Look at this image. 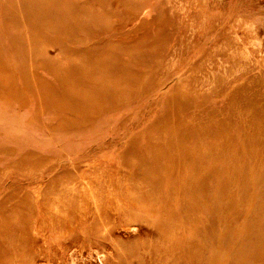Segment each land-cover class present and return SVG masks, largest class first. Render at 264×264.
<instances>
[{"label":"rangeland","instance_id":"374dc122","mask_svg":"<svg viewBox=\"0 0 264 264\" xmlns=\"http://www.w3.org/2000/svg\"><path fill=\"white\" fill-rule=\"evenodd\" d=\"M47 1L88 21L49 59L70 69L106 53L114 78L108 97L92 98L103 84L78 71L49 63L58 84L42 57L18 66L32 33L21 1L0 0V264H174L183 243L231 264L249 212L264 224V0ZM202 126L231 158L205 167L219 189L186 194L185 207L179 147L159 151L173 136L198 156L190 136ZM237 135L242 150L225 144ZM256 252L250 264H264V233Z\"/></svg>","mask_w":264,"mask_h":264},{"label":"bare ground","instance_id":"6f19581e","mask_svg":"<svg viewBox=\"0 0 264 264\" xmlns=\"http://www.w3.org/2000/svg\"><path fill=\"white\" fill-rule=\"evenodd\" d=\"M20 1L22 5V8L20 10L25 14L24 15L26 19L25 23L27 24L26 28L28 29L29 33L32 34L30 38L29 37L26 38L24 36L22 37L23 40L18 42V45H20L21 42H24L25 45L28 44L27 45L28 47L24 48L23 51L21 52V60L19 63L17 60L18 66H23L24 68H26V65H29L31 68L41 67L42 59H45V61L48 62V67L50 68L49 75L53 74L54 82L61 84L62 78L55 70V68L49 64L51 62L54 64V66L57 69H64L69 74L78 71V73L82 75L83 79L86 80L90 79L91 81H98L102 83L103 89L101 92L98 93L93 91L90 92V96L92 98H99L102 96L108 97L110 92L111 80H113L112 78H114L113 76L105 75V73L108 72V69L109 68L111 69L113 65V64L111 65L110 63L111 59L109 58L108 54L104 53L103 56L99 55V57L103 59V61L101 62L99 61L100 59L99 57L92 58L90 55L83 58L81 56H79L78 58L74 57L75 59H78V61H80L81 63L72 65L70 69L63 67L57 63H54L49 59L50 49L53 48V45L59 46L61 44L59 42L60 38L62 40H77L76 38L73 37L74 34H76L83 27H85L86 24H88V21L81 17H75V18L71 17L73 15L71 12H69L65 7L64 8L60 7L57 3L55 4L52 1H47V0H20ZM12 10H14V6L10 5L8 7V11L12 12ZM15 18H16V14L13 12L10 13L6 27H8V30H10L12 26H14L17 29L16 32H12L10 30L11 31L10 33L12 34L11 35L12 45L14 49H17L18 45L16 44V42L20 37L21 29H19L18 27L19 22ZM29 21L31 25L29 24ZM37 28H41V29L44 28L46 29V31H49L55 35L53 37L46 36L42 40L41 37L38 38V36L33 34L34 30L37 33ZM63 50L64 53L69 52L70 56L74 53L73 51H68L69 49L66 51L63 48ZM96 73L101 74L102 75L101 78H99L96 75ZM14 74L15 73H13L12 75ZM2 81L3 78L2 79L0 78V84L3 83ZM47 84H51V82H48ZM115 89L116 88L113 87L112 91L114 92ZM111 98L117 100L116 98H118V95H113L112 93ZM214 130H215L214 128L205 127L203 131H200L197 134L198 137L197 139H194L193 136H190L193 138L192 145L195 146V148L196 147L198 148L199 151L198 156L191 157L188 154V152L185 150L186 149L185 146L188 145V143H186V140L182 139V140H176L174 142L175 137L173 136L169 137L170 138L169 142H167L164 148L161 151H159V154L166 155V152H169L173 146L179 147L178 152L180 153V158H179L180 161L177 164H174V162H172V167L174 168V166L176 167L179 166L182 168H177L178 169L177 171H179V173L176 179H174L173 184L174 187L178 189L179 192V195L177 197L178 201L179 202L182 201L185 207L187 201L184 199V197L186 196V194L191 192V194L196 197L199 189L202 188L205 189L207 187L206 188L208 189L206 190L207 197H204V200H206L205 198L209 199L214 194V190H213L214 187H217L219 189L218 185H216V182L215 183L211 182L215 174L214 175L208 174L205 170V167L207 165H213L214 167L215 165L219 167L220 165L225 166L226 162L231 158V152H227L230 149L224 151L221 150V148L224 146L222 142H216V143L210 142L211 138H218L217 136H214ZM227 132L229 133L230 130L227 129ZM11 136L14 137L13 134H11ZM243 137L244 136L242 135H237L235 137H232V141H227L225 142V144L227 145L232 144V146H235L234 150H242L244 146H242L239 142L242 140ZM246 140L250 142L251 136L245 135L243 142ZM168 146L169 148L167 149ZM247 150L249 153L255 154L250 149L247 148ZM131 151L133 152V150ZM158 157L159 156H157V158ZM141 163H143V161ZM185 166L190 167L191 172L186 173L184 171ZM263 176H264V171L261 173V177ZM197 178H199L200 181H198ZM193 181H196V184H194ZM262 209L264 210V204H262ZM173 221H174V217L172 216L170 218V221L168 220L167 222L172 223ZM263 233H264V224L259 223L256 218V213L250 211L249 215L245 220L244 229L239 231V234L241 235V243L238 245V247L235 250L231 264H250V262L254 259V257L257 254L256 247L259 245V241L263 237ZM255 234L256 236L254 237ZM227 236H229V234H227ZM180 251L182 253L175 255V258L173 259V261L175 262L174 264H215L216 261L215 254L209 253L207 255L202 256L203 249H199L196 246L189 245L187 243L182 244V248L180 249ZM166 252H168L170 256L172 253H174L172 252V248H170L169 246L167 247Z\"/></svg>","mask_w":264,"mask_h":264}]
</instances>
